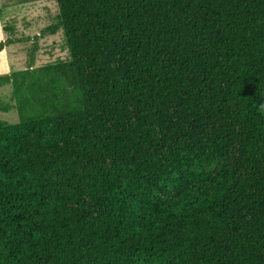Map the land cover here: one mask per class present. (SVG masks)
<instances>
[{
	"label": "trees",
	"instance_id": "1",
	"mask_svg": "<svg viewBox=\"0 0 264 264\" xmlns=\"http://www.w3.org/2000/svg\"><path fill=\"white\" fill-rule=\"evenodd\" d=\"M56 2L69 59L0 119V264H264V0Z\"/></svg>",
	"mask_w": 264,
	"mask_h": 264
},
{
	"label": "rangeland",
	"instance_id": "2",
	"mask_svg": "<svg viewBox=\"0 0 264 264\" xmlns=\"http://www.w3.org/2000/svg\"><path fill=\"white\" fill-rule=\"evenodd\" d=\"M57 12L56 0H0V41L16 40L0 51V76L12 75L8 83L0 85V101L10 106L8 111L0 109V119L8 123L19 120L23 105L36 101L30 86L33 69L69 59L62 30L41 34Z\"/></svg>",
	"mask_w": 264,
	"mask_h": 264
}]
</instances>
